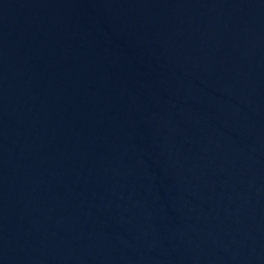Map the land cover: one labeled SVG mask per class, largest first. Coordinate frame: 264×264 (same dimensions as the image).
Returning a JSON list of instances; mask_svg holds the SVG:
<instances>
[{"label":"water","instance_id":"water-1","mask_svg":"<svg viewBox=\"0 0 264 264\" xmlns=\"http://www.w3.org/2000/svg\"><path fill=\"white\" fill-rule=\"evenodd\" d=\"M0 264H264V65L158 0H0Z\"/></svg>","mask_w":264,"mask_h":264}]
</instances>
